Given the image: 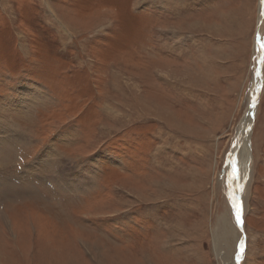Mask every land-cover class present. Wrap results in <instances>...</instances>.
<instances>
[{"label":"rangeland","instance_id":"rangeland-1","mask_svg":"<svg viewBox=\"0 0 264 264\" xmlns=\"http://www.w3.org/2000/svg\"><path fill=\"white\" fill-rule=\"evenodd\" d=\"M257 6L0 0V90L11 110L0 144L19 161V188L0 200V264H264V65L249 177L237 193L243 231L230 214L231 170L222 174L253 79ZM177 32L192 42L177 48L183 41L169 35ZM85 110L90 163L71 173L68 198L52 195L39 157L52 162L65 141L43 142ZM84 176L90 185L78 187ZM146 206L160 210L130 211L104 230L85 223ZM238 238L246 241L239 262Z\"/></svg>","mask_w":264,"mask_h":264},{"label":"snow or ice","instance_id":"snow-or-ice-1","mask_svg":"<svg viewBox=\"0 0 264 264\" xmlns=\"http://www.w3.org/2000/svg\"><path fill=\"white\" fill-rule=\"evenodd\" d=\"M53 2H58V0H53ZM176 7L183 9L184 11L189 10L182 2L176 5ZM258 16L261 19V22L264 23V0H258L257 6ZM174 39L178 41H183V43H177L176 47L181 48L183 44L191 43L192 38L189 36H181L180 33H171ZM256 44L258 45L257 51L261 55L253 59L257 63L264 65V38L261 37L260 33H256ZM255 77L259 80L261 77V70L259 67L254 68ZM168 87L174 88L180 92H184L185 89L179 87L175 82L168 83ZM256 92L260 91V85L257 84L255 89ZM194 94V93H190ZM251 107L256 106L257 97L252 96ZM6 112L11 113L6 101L5 96L2 90H0V120L5 118ZM251 115V113H247ZM21 121L13 120L14 126ZM92 135V130L90 126V116L88 110H85L82 114L77 116H69L63 123L55 127L50 134V137L43 142L44 145L51 144L53 139H60L65 141L62 145H58V156L55 158H50L45 160L41 164V172L44 176V183L47 186L48 181L52 182L53 187L49 188V192L52 195L59 196L61 193H64L63 198H68L67 194L69 192L75 191L70 184L71 173H74L81 169L84 165L90 163L88 157L92 156L93 153L86 151L88 147H94L90 143V138ZM24 142L28 145H35L39 143L38 141L31 140L28 138H23ZM108 144L105 143L101 146V149L107 147ZM98 150V151H99ZM97 152V151H96ZM227 160L225 163L231 168V172L227 175V198L228 202L231 205L232 213L235 217V222L237 226L243 231L244 228V219H243V202L240 196L237 194V190L243 191V185L237 183L235 188L233 183L240 178V170L237 167V161L232 156L231 153H227ZM19 161L12 158V154L8 152L3 144H0V200L10 198L13 195V191L19 188V185L13 184L12 180L16 177V168ZM23 169H21L22 171ZM92 172L97 173L98 177H104L107 175V170H92ZM7 175L8 180H5L4 177ZM91 186H95L92 184ZM25 191H29L28 187L24 188ZM117 196L122 195L120 192H116ZM160 209L157 207L146 206L138 210H129L127 208L122 209L120 213H116L114 219L109 218H100L95 221L87 220L85 223L92 224L94 227L104 230L106 227L110 226L114 221L127 218L130 211H133L136 214H148L149 216L158 212ZM239 242L235 245V259L237 262L245 258L246 253V241L242 238H238ZM247 264V262H245Z\"/></svg>","mask_w":264,"mask_h":264},{"label":"water","instance_id":"water-1","mask_svg":"<svg viewBox=\"0 0 264 264\" xmlns=\"http://www.w3.org/2000/svg\"><path fill=\"white\" fill-rule=\"evenodd\" d=\"M260 23H261V19L258 16L257 33H258V27L260 26ZM254 49H255V57L258 58L261 55V53L259 51H257L258 45L256 44V37H255ZM256 67L260 68L261 77L258 80L255 77V74L253 72V79H252V82H251V84L249 86V90H248L249 94H248V97H247V106H246L244 114L241 116V118L239 120V123L237 125L234 138H233V140L231 142V145H230V148H229V151H228V153H231L233 157L235 155V152L239 148V145H240V142H241L242 138L244 140L248 141L249 137H250V131H251V127H252V120H253L254 115H255L254 112H255L257 104H258L259 95H260V91H261V87H262V83H263V78H262V67H263V65L257 63V61L255 60V68ZM257 84L260 85V91L259 92L255 91V89L257 87ZM253 95H255L257 97L256 106L254 108L251 107V103H252V99L251 98H252ZM247 113H251V115H248ZM227 158L228 157H226V160H227ZM227 167H229V166L225 163V168L222 169V174L226 173Z\"/></svg>","mask_w":264,"mask_h":264},{"label":"bare ground","instance_id":"bare-ground-1","mask_svg":"<svg viewBox=\"0 0 264 264\" xmlns=\"http://www.w3.org/2000/svg\"><path fill=\"white\" fill-rule=\"evenodd\" d=\"M254 114H255V112H254ZM249 146H250L249 142L242 138L240 145H239V148L235 152L234 158L236 159L237 167L240 170V178H239V180H237L233 183L234 188H235L237 183L243 185V188H244L245 183L249 177V166H250V163H249V161H250V147ZM230 170H231V168L227 167L226 172H229ZM76 185L78 187H86V186L90 185V182L88 181V178L84 176V177H81L79 179V181L76 180ZM237 193L240 194V191L237 190ZM231 212H232V209H231ZM233 217H234V214H233ZM234 219H235V217H234ZM235 263H236V261H235Z\"/></svg>","mask_w":264,"mask_h":264},{"label":"crops","instance_id":"crops-1","mask_svg":"<svg viewBox=\"0 0 264 264\" xmlns=\"http://www.w3.org/2000/svg\"><path fill=\"white\" fill-rule=\"evenodd\" d=\"M44 159H42L41 157H39V159H41L42 161L44 160H46L47 159V156L45 155L44 157H43Z\"/></svg>","mask_w":264,"mask_h":264}]
</instances>
